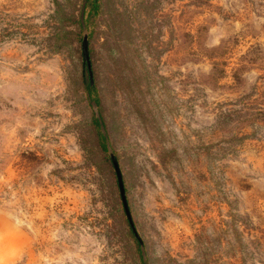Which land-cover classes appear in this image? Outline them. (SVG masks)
Listing matches in <instances>:
<instances>
[{"label":"rangeland","instance_id":"rangeland-1","mask_svg":"<svg viewBox=\"0 0 264 264\" xmlns=\"http://www.w3.org/2000/svg\"><path fill=\"white\" fill-rule=\"evenodd\" d=\"M98 2L0 0V264H140L108 145L146 264H264V0Z\"/></svg>","mask_w":264,"mask_h":264},{"label":"trees","instance_id":"trees-1","mask_svg":"<svg viewBox=\"0 0 264 264\" xmlns=\"http://www.w3.org/2000/svg\"><path fill=\"white\" fill-rule=\"evenodd\" d=\"M98 9H99L98 0H91L90 7H89L90 12L94 13V12L98 11ZM90 66H91V68H90L91 69V78L93 77V79L91 81L89 71H88V67L86 65L87 70H86V74H85V78H84L85 79V87L88 91L89 97L92 100H94L98 105H100V103L102 102V96H101V91H100V87L98 85V82L96 81V79L94 77L96 74V70L94 69V66H92V63H90ZM100 113H101V118H103L102 120L104 122L105 121L104 114L101 111H100ZM93 122H94V125L96 128V131H97V137L99 140V144H100L102 149H106L105 135L100 129V121H99V119L95 118V116H93ZM225 124H227V122ZM123 182H124V178H123ZM116 183H117V187L119 190L117 178H116ZM124 186H125V184H124ZM119 196H120V192H119ZM127 221H128V218H127ZM128 223H129V221H128ZM129 227H130L131 231L133 232V235H134V238L136 241L137 251H138V255H139V257H138L139 262H140V264H146L145 259L143 257V253L141 251L139 239L136 237L130 223H129Z\"/></svg>","mask_w":264,"mask_h":264},{"label":"water","instance_id":"water-1","mask_svg":"<svg viewBox=\"0 0 264 264\" xmlns=\"http://www.w3.org/2000/svg\"><path fill=\"white\" fill-rule=\"evenodd\" d=\"M82 53H83L84 61L86 62V65L88 67L90 79L92 81L91 69H90L91 66H90L89 53H88V36H87V33L85 31L83 32V35H82ZM93 110H94L95 115L98 116L99 112H98V109H97V106H96L95 103H93ZM108 152H109L111 161L113 163V166H114V169H115V172H116L117 182H118V186H119V192H120V196H121V200H122V204H123L126 216L128 218V221H129V223H130V225H131L136 237L139 239L140 245L142 247V245H143L142 240H141L139 234L137 233V231L135 229V226L133 224V220H132V217H131V213H130V210H129V207H128V202H127L126 195H125V189H124V184H123V181H122L121 171H120L117 159H116L113 151L109 147V145H108Z\"/></svg>","mask_w":264,"mask_h":264}]
</instances>
